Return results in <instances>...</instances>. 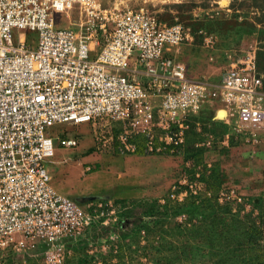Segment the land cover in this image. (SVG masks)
Returning <instances> with one entry per match:
<instances>
[{"label":"built area","instance_id":"2783aa9c","mask_svg":"<svg viewBox=\"0 0 264 264\" xmlns=\"http://www.w3.org/2000/svg\"><path fill=\"white\" fill-rule=\"evenodd\" d=\"M32 32L34 46L25 34ZM187 38L180 24L162 23L143 8H102L98 0H0L1 257L23 252L32 240L44 264H63L67 243L95 223L109 226L117 219L111 205L81 209L50 187L44 162L52 156L53 125L97 126L96 150L115 132L116 151L136 152L140 137L143 153L159 155L179 154L188 119L203 110L238 132L263 126L255 54L236 60L215 82L191 79L172 54ZM213 143L209 135L195 147ZM59 144L76 146L71 139Z\"/></svg>","mask_w":264,"mask_h":264},{"label":"rangeland","instance_id":"374dc122","mask_svg":"<svg viewBox=\"0 0 264 264\" xmlns=\"http://www.w3.org/2000/svg\"><path fill=\"white\" fill-rule=\"evenodd\" d=\"M98 1L102 8H143L162 23L186 29L187 40L172 54L191 79L215 82L229 65L252 53L264 65V0ZM25 34L34 46L36 33ZM211 116L203 110L188 119L184 145L174 155L120 153L115 132L113 141L102 133L107 142L96 150L92 134L97 126L50 127L52 156L44 162L50 187L81 209L99 202L111 205L115 214L135 212L147 224L139 228L136 216L124 220L118 215L112 233L93 228L69 242L63 264H215L225 261L237 243L246 250L240 254L242 264H264L254 254L264 252V124L238 132L213 123ZM209 135L214 140L210 149L195 147ZM60 139L74 140L76 146H60ZM147 206L159 211L192 207L195 213L154 216L151 223L141 213ZM119 222L125 227L119 228ZM25 246L19 256L11 251L0 256V264H44L38 242L28 240Z\"/></svg>","mask_w":264,"mask_h":264},{"label":"trees","instance_id":"16d2710c","mask_svg":"<svg viewBox=\"0 0 264 264\" xmlns=\"http://www.w3.org/2000/svg\"><path fill=\"white\" fill-rule=\"evenodd\" d=\"M259 54V53H258ZM257 54V55H258ZM255 62H256V68H257V71L262 75L261 73V70H264V65H262V67L259 66L258 62H257V56H255ZM263 77V75H262ZM262 82H263V87H264V79H262ZM210 113L211 110H209ZM212 117V116H211ZM211 117H210V120H211ZM213 122V121H212ZM214 123V122H213ZM217 123V122H216ZM187 132V131H186ZM186 134V133H185ZM187 137V136H186ZM135 144H136V147H137V150L136 151H140L143 153V140L139 137L137 139H135ZM194 147V145L191 146V148ZM196 150H198L197 148H194ZM262 202V200H261ZM263 203H264V200H263ZM263 205V204H261ZM168 208L164 207V210L163 211H159L157 207L155 206H150V208L147 206L145 209H142V216H146L150 219V222L153 223L155 220H152L154 216H158V217H178L180 215H183V214H186L187 216L189 217H193V214L195 213L191 207L190 210L186 211L184 210V208H173L172 211L171 210H167ZM224 210L225 211H229L227 207L224 206ZM117 219H118V215L121 217V218H124V220L126 219H129L131 216H136L135 217V225L138 226L139 228H143V229H146L147 227V224L144 222L142 223L141 222V218L142 217H137L138 214L133 212V213H129L127 211H124V212H117ZM138 218V220H137ZM117 222V220H116ZM116 222L114 223V225L116 224ZM114 225L110 227L109 226H103L101 225L100 223H95L93 224L88 230H87V233L93 229V228H101L102 230H107L108 229V232L111 230L110 233H112V231L114 230ZM118 227L119 228H123L125 227L124 223L123 222H119L118 224ZM134 225V224H133ZM107 228V229H106ZM94 230V229H93ZM86 234V233H85ZM95 235V234H94ZM68 244V243H67ZM66 244V246H67ZM260 251H263V249H260ZM241 252H246V250H243L240 248V244L237 243V247L235 246L234 248H231L229 250V253H228V256H230V259H228V256L227 255H223V257H226L225 258V261H219V262H215V264H242V262L244 261L245 258H241L240 257V254ZM254 254H256V256L260 258H264V252L261 253V254H258V251H255ZM67 257V256H66ZM243 257V256H242ZM68 258V257H67ZM66 258V259H67ZM167 264H173L171 263L170 261H167ZM243 264H246V263H243Z\"/></svg>","mask_w":264,"mask_h":264}]
</instances>
